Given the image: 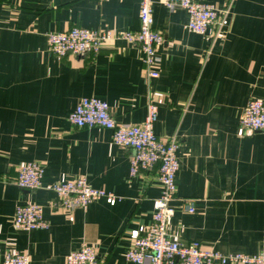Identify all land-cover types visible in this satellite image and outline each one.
Here are the masks:
<instances>
[{"label": "crops", "instance_id": "0c3cea01", "mask_svg": "<svg viewBox=\"0 0 264 264\" xmlns=\"http://www.w3.org/2000/svg\"><path fill=\"white\" fill-rule=\"evenodd\" d=\"M208 1L222 22L204 35L187 30L186 9L153 0L165 41L160 76L149 78L142 50L124 39L82 56L54 53L47 37L74 26L136 31L141 0H0V264L9 251L26 253L29 264H63L83 243L103 264H137L125 253L131 231L152 222L158 168L132 176L134 150L111 130L70 123L90 96L106 100L119 124H139L148 104L158 105L156 134L179 142L170 234L225 254L264 252V130L240 125L247 103L264 99V0ZM30 161L44 167L34 191L15 182ZM81 177L119 201L59 205L51 186ZM27 199L43 207L48 227L14 226Z\"/></svg>", "mask_w": 264, "mask_h": 264}, {"label": "built area", "instance_id": "2783aa9c", "mask_svg": "<svg viewBox=\"0 0 264 264\" xmlns=\"http://www.w3.org/2000/svg\"><path fill=\"white\" fill-rule=\"evenodd\" d=\"M169 8L182 7L189 13L185 27L190 32L207 34L209 28L220 25V12L208 0H162ZM49 49L59 55L98 54L107 41L124 39L143 52L144 68L149 78L160 76L162 64L161 47L164 35L154 28L153 0H141L140 27L136 31L115 34L110 29H89L74 26L64 31L47 33ZM158 119V105L150 102L143 122L139 124H119L106 100L90 96L80 100L70 113L69 121L79 128H104L113 132L117 144L134 150L131 156V174L157 165L162 186L160 196L154 200L152 222L145 229H133L132 241L126 250L128 262L137 264H264V252L246 254L233 252L225 254L216 249H206L200 241L184 243L178 236L169 232V225L175 213L172 205L177 190V173L180 168L178 157L179 142L159 137L155 132ZM240 125L247 130H264V99H251L245 106ZM44 167L37 161L25 162L17 169L15 182L21 188L34 191L42 187ZM51 189L59 196L62 207L86 208L97 199H105L115 205L119 197L105 189L92 186L85 177L76 180L57 182ZM194 211L192 204L189 206ZM14 226L21 230L48 227L43 207L27 199L18 205L14 214ZM4 264H29V257L22 251H9ZM63 264H103L96 249L88 243L70 252Z\"/></svg>", "mask_w": 264, "mask_h": 264}]
</instances>
